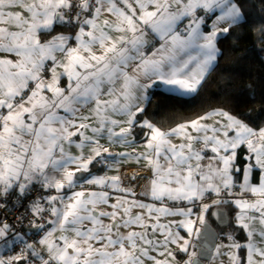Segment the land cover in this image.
<instances>
[{
	"label": "snow or ice",
	"instance_id": "6c2138e0",
	"mask_svg": "<svg viewBox=\"0 0 264 264\" xmlns=\"http://www.w3.org/2000/svg\"><path fill=\"white\" fill-rule=\"evenodd\" d=\"M244 5L0 0V264H264V108L236 111L255 90L167 131L138 119L154 84L197 91ZM117 156L144 161L139 193L92 171Z\"/></svg>",
	"mask_w": 264,
	"mask_h": 264
},
{
	"label": "trees",
	"instance_id": "16d2710c",
	"mask_svg": "<svg viewBox=\"0 0 264 264\" xmlns=\"http://www.w3.org/2000/svg\"><path fill=\"white\" fill-rule=\"evenodd\" d=\"M245 11L248 27L238 31V38H222L219 42L224 55L206 77L198 91L191 96H180L161 91H154L145 114L163 127H171L178 122L192 120L214 108L230 109L236 107L238 101L246 99L253 90L256 100L249 101L244 109L264 108V60H261V48L264 44L257 41L258 29L264 23V3L260 0H245ZM236 41L235 49L232 48ZM255 45V46H254ZM250 49L251 55L240 59L244 49ZM251 84L252 88L247 86ZM101 169L95 165L92 170Z\"/></svg>",
	"mask_w": 264,
	"mask_h": 264
},
{
	"label": "crops",
	"instance_id": "0c3cea01",
	"mask_svg": "<svg viewBox=\"0 0 264 264\" xmlns=\"http://www.w3.org/2000/svg\"><path fill=\"white\" fill-rule=\"evenodd\" d=\"M150 38L151 37H149V39ZM219 47H220V44H219ZM193 54H195V53H193ZM199 88H200V86L198 87V89ZM198 89H197V91H198ZM157 90L161 91V92L169 93V94L180 95V96H191V95H194L197 92L196 91L195 93H192L190 95H182L178 91L177 92L170 91L169 87L167 85L163 84V83H157V84H154L152 87L147 89V93L146 94L150 98V101H151V98H152V94H154V91H157ZM148 105H149V103L147 104V106ZM147 106L145 107V111H146ZM145 111L138 116V119L139 120H148L151 123H153L156 127L161 128V130L167 131V130H169L171 128L176 127L179 123L186 122V121L178 122L177 124L166 128V127L161 126L160 123H158V121H154V120L150 119V117H148L145 114ZM187 121H190V120H187ZM144 131H147V129H145ZM139 132H140L139 128L134 129V133H139ZM142 140H143V137L137 136L138 146L136 148V152H141V151L144 150L143 147L139 146V142H141ZM174 142H179V141H174ZM101 144H103L105 147H108L109 148V152H111L113 154H118L120 152H131L132 151L131 148H128V147H126L124 145H119V144L109 145V143L106 140H101ZM71 151H72L73 154L78 152V150L75 149L74 147L71 149ZM104 155L107 156V153H105ZM98 166L100 167V165H98ZM144 167H145L144 161H141L140 163H135L133 161H125L122 157L117 156V158L115 160H113L111 157H108L107 163L103 166L102 169L92 170V171L94 173L98 174V175H101V176H105V175L106 176H120L124 186L133 187L134 190L137 193H139L142 190V186L146 183V181L137 179V181H131L130 182L127 179V177H130L132 175H136L137 177L143 176V175H148L149 173H147L144 170ZM125 169H131L132 171L130 173L124 175L123 172L126 171ZM85 175H87V174L85 173ZM112 195L116 196V195H121V194L120 193H112ZM137 198L140 199V200H143L146 203H152V201L150 199L145 198L143 196H139L138 195ZM208 202L210 203L211 201L209 200ZM168 219H171V218H168ZM162 222H166L165 218H162ZM6 250L7 249H4L3 252H0V255H4V252Z\"/></svg>",
	"mask_w": 264,
	"mask_h": 264
},
{
	"label": "built area",
	"instance_id": "2783aa9c",
	"mask_svg": "<svg viewBox=\"0 0 264 264\" xmlns=\"http://www.w3.org/2000/svg\"><path fill=\"white\" fill-rule=\"evenodd\" d=\"M18 214H19V213H17V212H12V213L9 215V217H8V221L11 222V221L14 219V217H15L16 215H18ZM24 230H27L29 236H35L36 239H39V236H43V235H44V233L41 232V233L39 234V236H36L35 230H29V229H27V225H26V224H25V229H22V231H24ZM29 242H31V241H29ZM15 254H16L15 251H13V252H8V250H6V251L4 252V256H5V258L7 257V255H15Z\"/></svg>",
	"mask_w": 264,
	"mask_h": 264
},
{
	"label": "bare ground",
	"instance_id": "6f19581e",
	"mask_svg": "<svg viewBox=\"0 0 264 264\" xmlns=\"http://www.w3.org/2000/svg\"><path fill=\"white\" fill-rule=\"evenodd\" d=\"M126 171L125 172H123V174L124 175H126V174H128V173H130L132 170L131 169H125Z\"/></svg>",
	"mask_w": 264,
	"mask_h": 264
}]
</instances>
